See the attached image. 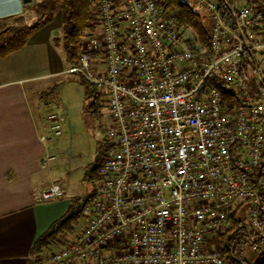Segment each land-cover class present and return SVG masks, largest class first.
<instances>
[{"label":"built area","instance_id":"2783aa9c","mask_svg":"<svg viewBox=\"0 0 264 264\" xmlns=\"http://www.w3.org/2000/svg\"><path fill=\"white\" fill-rule=\"evenodd\" d=\"M186 1L206 38L165 0L94 1L100 41L63 72L107 97L112 147L75 237L38 264H231L219 233L242 208L250 247L264 254L252 180L264 156V17L252 0H237L232 26L220 0ZM23 11L0 0V17ZM48 120L42 167L55 157L65 115ZM64 194L55 181L41 190L44 200Z\"/></svg>","mask_w":264,"mask_h":264},{"label":"crops","instance_id":"0c3cea01","mask_svg":"<svg viewBox=\"0 0 264 264\" xmlns=\"http://www.w3.org/2000/svg\"><path fill=\"white\" fill-rule=\"evenodd\" d=\"M36 1L1 0L4 10L17 9L19 4L23 7L22 13L7 17L24 15L29 19L34 18L30 8ZM62 23L59 10L51 22L31 34L23 48L0 59V264H30L34 241L70 202L42 198V188L54 181L41 165L45 150L39 136L47 130V114L43 98L33 102L29 88L38 78L63 73L65 54L53 40L61 34ZM243 213V208L238 211L242 219ZM81 222L68 238L64 237L67 243L75 237Z\"/></svg>","mask_w":264,"mask_h":264},{"label":"trees","instance_id":"16d2710c","mask_svg":"<svg viewBox=\"0 0 264 264\" xmlns=\"http://www.w3.org/2000/svg\"><path fill=\"white\" fill-rule=\"evenodd\" d=\"M94 1L37 0L30 8L34 13V18L29 19L24 15H19L0 19V59L23 48L27 44L31 34L51 22L56 13L61 10L63 13L62 37L56 36L53 40L55 45L61 47L64 51L67 63L76 62L79 58L81 38L88 31L96 29L97 18L92 8ZM236 1L220 0L221 14L224 20L232 26L235 25L236 19L230 10V5H234ZM252 1L257 12L264 17V0ZM165 2L167 6L175 8L178 11V18L181 24L195 28L206 38L202 17L190 2L186 0H165ZM250 56L249 51L244 52V57L247 61L250 60ZM83 80L87 85V92L93 97L90 106H100L102 91L85 79ZM250 85L257 91L254 79ZM111 147L112 145L108 146V151H110ZM103 159L94 168L95 176L98 175V170L103 163ZM252 180L255 186L260 188L261 208L259 220L264 229V156L261 164L253 174ZM92 193L93 189L83 198L71 200L65 212L54 220L49 228L34 241L30 264H38L45 251L52 249L53 246L62 242L65 234L74 231L82 217L83 208L92 196ZM231 219V226L220 234L223 252L228 255L231 264H264V254L259 255L255 259H250L246 255V250L250 247V239L245 221L239 217L238 210H235L231 214Z\"/></svg>","mask_w":264,"mask_h":264},{"label":"rangeland","instance_id":"374dc122","mask_svg":"<svg viewBox=\"0 0 264 264\" xmlns=\"http://www.w3.org/2000/svg\"><path fill=\"white\" fill-rule=\"evenodd\" d=\"M236 7L238 8L239 4H236ZM96 30L97 27L81 38L79 53L98 44L101 37L97 32L99 29ZM58 35L62 37V32ZM68 64L66 63L65 66ZM83 79L79 73L63 72L55 76L38 78L29 84V88L32 89L31 100L36 102L39 97L43 98L44 106H42L44 113L47 114V125L48 115L52 111L65 115L62 133L53 137L54 145L51 151L55 157L49 161V166L43 168V171L50 179L65 188L62 198L66 201L83 198L93 189L96 178L94 168L107 156L110 145L104 135L110 120L108 99L102 94L100 106H90L93 97L87 92V85ZM34 89L37 93L33 91ZM242 217L245 221L248 214L244 212ZM230 226L231 219L225 229ZM222 232L224 229L220 231L219 236ZM69 236L65 234L63 238ZM65 238L62 240L63 243L46 252L65 245L67 243ZM246 255L250 259L259 256L252 247L247 248Z\"/></svg>","mask_w":264,"mask_h":264},{"label":"water","instance_id":"95a60500","mask_svg":"<svg viewBox=\"0 0 264 264\" xmlns=\"http://www.w3.org/2000/svg\"><path fill=\"white\" fill-rule=\"evenodd\" d=\"M24 2H30L31 0H23Z\"/></svg>","mask_w":264,"mask_h":264}]
</instances>
